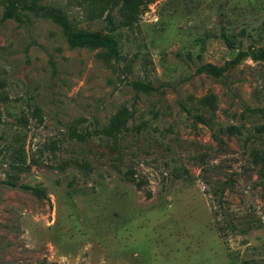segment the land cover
Returning a JSON list of instances; mask_svg holds the SVG:
<instances>
[{
  "label": "rangeland",
  "instance_id": "rangeland-1",
  "mask_svg": "<svg viewBox=\"0 0 264 264\" xmlns=\"http://www.w3.org/2000/svg\"><path fill=\"white\" fill-rule=\"evenodd\" d=\"M9 1L0 264L264 261V60L231 64L241 50L264 53V0H150L130 27L115 12V57L71 47L31 11L7 17ZM91 1L40 5L108 33ZM205 64L228 70L215 78ZM118 114L126 125L110 133Z\"/></svg>",
  "mask_w": 264,
  "mask_h": 264
},
{
  "label": "trees",
  "instance_id": "trees-1",
  "mask_svg": "<svg viewBox=\"0 0 264 264\" xmlns=\"http://www.w3.org/2000/svg\"><path fill=\"white\" fill-rule=\"evenodd\" d=\"M43 0H10L9 6L6 11L7 17H14L17 15L18 7L23 10H28L36 15L51 19L53 22L58 24L68 42V44L73 48L89 47L92 49H107L109 56H117L118 46L117 40L112 35V33L117 29L115 25L114 13L117 12L121 17L120 26L130 27L138 19L144 10L147 8L150 0H92L91 3L95 7H100L102 12L106 13V21L108 22L109 28L108 33L102 32H89L78 30L73 25L67 14L60 8L52 6L40 5ZM221 39L226 43V45L231 49H236L235 44L230 36L225 31L220 34ZM242 41H240L241 43ZM244 57H248L255 61H263L264 53L258 50L249 48L248 50H241L238 52L237 57L232 60L231 64H238ZM228 70V66L217 67L212 64H205L199 68V71L209 74L215 78H220ZM134 87L141 89L145 92L151 91V88L147 84L135 83ZM125 120L121 119V115L113 117L111 120L108 130L110 133L120 132L122 127H125ZM26 191H31L37 197H44L45 194L42 190L32 187H24ZM248 264V263H246ZM249 264H264L263 260L249 262Z\"/></svg>",
  "mask_w": 264,
  "mask_h": 264
}]
</instances>
